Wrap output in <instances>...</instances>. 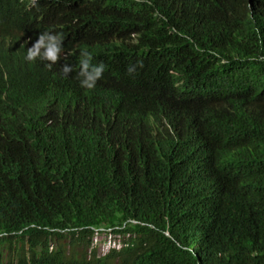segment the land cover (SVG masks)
<instances>
[{
  "label": "trees",
  "instance_id": "obj_1",
  "mask_svg": "<svg viewBox=\"0 0 264 264\" xmlns=\"http://www.w3.org/2000/svg\"><path fill=\"white\" fill-rule=\"evenodd\" d=\"M69 1L90 14L89 40L101 43L94 60H106L107 70L119 76L87 91L76 82L81 66L65 75L37 58L29 61L32 76L18 68L7 81L0 78V112L34 95L73 97L85 105L55 112L46 127L34 126L15 142H0V264H264V3ZM0 24L20 33L8 14ZM142 43L177 73L149 97L128 89L133 111L112 115L111 104L125 91L124 67L112 70L107 63ZM182 76V85L175 84ZM204 99L216 108L209 121L196 117ZM155 107L161 111L135 112ZM169 120L184 131L183 139L197 129L206 135L207 153L223 141L243 154L246 191L231 203L226 194L218 197V219L194 247L198 253L190 249L191 231L209 205L191 159L175 151L183 139L174 138ZM109 139L134 146L122 150ZM221 156L211 153L223 180L229 171ZM106 229L120 248L99 255L94 237Z\"/></svg>",
  "mask_w": 264,
  "mask_h": 264
},
{
  "label": "clouds",
  "instance_id": "obj_2",
  "mask_svg": "<svg viewBox=\"0 0 264 264\" xmlns=\"http://www.w3.org/2000/svg\"><path fill=\"white\" fill-rule=\"evenodd\" d=\"M264 1H257L255 5L263 8ZM253 4V7H254ZM69 0H0V17L8 14L11 19H16L19 27V34L5 31L0 24V78L7 81L10 71L20 69L22 72L32 76L33 71L29 61L37 58L48 63L51 68L53 64L60 66L61 71L67 75L72 71V66H81L77 73V83H81V88L89 91L102 83L110 85V79L118 77L113 71L107 70L106 60L95 61L101 43L89 40L93 26L90 21L88 11L78 9ZM252 7V6H251ZM74 8V9H73ZM77 58L79 61L73 63L71 60ZM112 70L116 66H123L122 74L125 91L118 93L117 101L111 104V114L129 113L133 111V99L128 94V89L142 91L145 97H149L157 91H163L173 81L177 70L169 66V63L160 61L149 44L133 45L129 55L116 56L107 63ZM105 70V72H104ZM104 72V74H103ZM179 72L180 69H179ZM61 77V76H60ZM67 78V77H66ZM184 76L175 84L181 85ZM23 93H33V89L23 90ZM34 100H13L14 103L8 104L0 112V142L7 144L15 142L30 128L36 126L38 129L46 127L45 123L50 122V117L56 112L64 115L68 108L85 107L79 99L71 98H41L33 96ZM32 98V99H33ZM155 103L161 102V98H155ZM156 107L148 111H135L138 116L151 115L152 112H160ZM216 116V108L211 101L204 99L196 111L198 119L205 118L209 121ZM123 120L124 117L120 116ZM175 129L176 140L183 139L184 131H180L175 123L169 120ZM45 122V123H44ZM221 130L227 127L220 128ZM138 140V139H137ZM137 140H135L137 142ZM140 140V139H139ZM138 140V141H139ZM110 143L118 144V142ZM132 142V141H131ZM129 140L123 141L124 144H131ZM217 143L214 151H209V139L197 129V131L184 138L175 149L178 153L191 159L190 166L198 175L197 181L203 184L204 201L208 203L209 209L202 217V223L197 228H193L191 234L195 236L191 250H195L196 245H200L201 240L206 238V233L210 230L211 221L218 219L215 213L216 205L220 204L219 196L227 195L225 202H234L238 191H246V183H241L243 176L241 171L243 166V154L237 151L229 142ZM115 145V144H114ZM122 150H130L134 145L122 146L115 145ZM222 154L227 169L225 178L222 180L215 171L211 153ZM99 245V244H98ZM120 241L117 248H120ZM112 247V246H111ZM110 247L107 249V251ZM99 255L106 254L103 249L97 246ZM196 251V250H195ZM197 252V251H196ZM198 253V252H197Z\"/></svg>",
  "mask_w": 264,
  "mask_h": 264
},
{
  "label": "rangeland",
  "instance_id": "obj_3",
  "mask_svg": "<svg viewBox=\"0 0 264 264\" xmlns=\"http://www.w3.org/2000/svg\"><path fill=\"white\" fill-rule=\"evenodd\" d=\"M94 241L99 243V247L103 249V252L111 246H118L119 241L116 234L111 229L102 230V232L96 233Z\"/></svg>",
  "mask_w": 264,
  "mask_h": 264
}]
</instances>
